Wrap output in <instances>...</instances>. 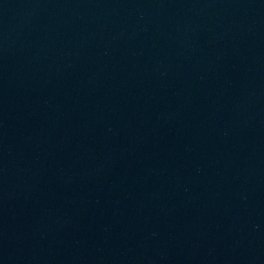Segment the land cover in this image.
Instances as JSON below:
<instances>
[{
  "label": "water",
  "instance_id": "95a60500",
  "mask_svg": "<svg viewBox=\"0 0 264 264\" xmlns=\"http://www.w3.org/2000/svg\"><path fill=\"white\" fill-rule=\"evenodd\" d=\"M0 264H264V0H0Z\"/></svg>",
  "mask_w": 264,
  "mask_h": 264
}]
</instances>
